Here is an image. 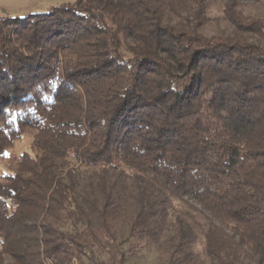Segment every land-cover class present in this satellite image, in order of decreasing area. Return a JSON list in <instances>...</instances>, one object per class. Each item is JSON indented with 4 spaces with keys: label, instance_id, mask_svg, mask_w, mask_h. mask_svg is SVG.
I'll return each mask as SVG.
<instances>
[{
    "label": "trees",
    "instance_id": "16d2710c",
    "mask_svg": "<svg viewBox=\"0 0 264 264\" xmlns=\"http://www.w3.org/2000/svg\"><path fill=\"white\" fill-rule=\"evenodd\" d=\"M234 1L223 13L238 27ZM209 2L75 0L0 18V156L33 132V154L0 181V264H125L117 223L127 246L156 241L169 197L209 215L212 264H264V50L202 36ZM247 30L264 39V21ZM72 162L95 176L81 201ZM176 237L168 264L191 262Z\"/></svg>",
    "mask_w": 264,
    "mask_h": 264
},
{
    "label": "rangeland",
    "instance_id": "374dc122",
    "mask_svg": "<svg viewBox=\"0 0 264 264\" xmlns=\"http://www.w3.org/2000/svg\"><path fill=\"white\" fill-rule=\"evenodd\" d=\"M75 0H0V18L22 17L29 13L45 12L53 7L65 4H73ZM230 0H210L207 9L209 22L203 25L198 32L207 39L219 38L222 40L238 37L247 44H255L264 50V39L257 34L248 31L249 22L264 21V0H235V17L239 20V25L235 26L226 17L223 11L229 6ZM179 19L174 16L165 15L164 22L177 23ZM237 23V24H238ZM4 29V28H3ZM7 42L12 39L14 28L11 31L5 30ZM126 42L130 43V40ZM7 43V45H8ZM26 55V52L23 51ZM33 132L29 131L23 137L0 156V181L4 176H11L16 169L19 156L24 153L33 154L32 151ZM70 167L78 169L76 179V198H80L86 193L94 191L95 176L91 168H79L78 164L70 163ZM61 177L65 176V169L61 170ZM129 172L126 171V174ZM129 180V179H128ZM182 220L178 222L177 218ZM209 215L200 208L194 201L183 197H169L168 214L164 231L156 241L144 239L141 243L127 246L125 240L128 238L129 221L124 219L119 221L115 233L116 241L122 243L121 249H127L125 264H168L170 252L173 253L174 246L178 242L176 237L180 228L183 230L185 238V251L191 255V262L185 264H212L209 257L203 251V234L208 226ZM102 260L107 259V254L101 255ZM183 257L176 253V257ZM10 261L4 260L5 264ZM77 264L76 262H73ZM44 264H51L48 259ZM241 264H249L248 260Z\"/></svg>",
    "mask_w": 264,
    "mask_h": 264
}]
</instances>
